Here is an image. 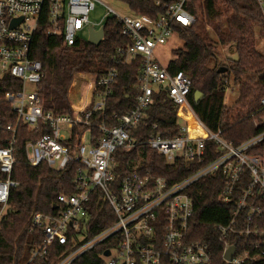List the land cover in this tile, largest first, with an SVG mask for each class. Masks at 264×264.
Here are the masks:
<instances>
[{"label":"built area","instance_id":"1","mask_svg":"<svg viewBox=\"0 0 264 264\" xmlns=\"http://www.w3.org/2000/svg\"><path fill=\"white\" fill-rule=\"evenodd\" d=\"M123 1L129 14L119 16L102 3L108 8L106 17L93 23L90 14L96 0H0V77L7 73L21 83L20 91L4 94L16 123L3 128L12 135L0 147V172L4 175L0 179V216L7 208L9 189L18 184L10 178L17 125L21 122L33 129L42 122L49 132L25 143L27 165L46 163L52 169L63 170L75 162L79 168L73 179L75 192L58 194L55 212L31 215L28 231H39L43 239L32 249L28 262L43 258L57 243L67 247L55 264H81L79 259L92 252L95 254L88 257V264H212L209 245L193 239L195 209L189 188L216 171L222 179L217 201L234 206L228 223L213 226L223 243L222 260L226 264H244L264 257V149L258 151L264 147V94L259 100L261 115L252 121L254 128L262 130L237 145L225 140L219 131L213 132L202 122L190 104L191 78L182 71H171L169 61L164 64L160 57L168 41L178 38L174 26L194 22L187 8L190 0H143L148 3L144 6L147 12L135 11L130 0ZM253 1L264 25V0ZM43 13L47 34L61 35L68 47L80 41L83 30L88 35L90 27H103L105 19L112 18L120 27L123 43L115 47L111 65L95 77L80 110L71 108V114L44 111L36 91L43 71L30 50ZM119 65L139 68L134 106L121 115L113 114L112 125L93 124L90 118L104 108ZM26 84L33 86L32 91H25ZM160 91L177 108L178 127L173 136H166L156 123L145 120L153 95ZM78 125L85 129L71 145L72 129ZM209 142L215 144L219 155L205 162ZM142 147L175 169L185 166L189 174L179 180L156 174L160 166H148L146 151L138 150ZM133 149L135 158L127 170L120 172L121 161L115 153ZM94 191L109 207L114 220L91 233L88 202ZM232 235L240 238V250L230 242ZM230 246L234 251L225 260L224 252Z\"/></svg>","mask_w":264,"mask_h":264},{"label":"trees","instance_id":"2","mask_svg":"<svg viewBox=\"0 0 264 264\" xmlns=\"http://www.w3.org/2000/svg\"><path fill=\"white\" fill-rule=\"evenodd\" d=\"M130 3L135 11L141 9L147 12L144 9L148 5L146 1L130 0ZM187 8L194 16V22L189 26H174L183 46L171 51L168 68L182 71L191 78L188 100L202 122L213 132L219 131L225 140L237 145L262 130V127L254 128L252 125L253 119L261 115L259 100L264 94V53L255 48L254 38L257 32L264 37L258 6L253 0H190ZM47 26V18L43 13L33 34L30 50V56L40 61L43 71L41 81L35 85L36 91L44 111L54 115L71 114L69 91L76 75H102L111 65L110 57L115 47L123 43L119 36L120 27L117 21L108 18L103 24L104 37L97 45L76 41L68 47L61 35H48ZM224 45H233L235 51V57L227 58L226 63L218 58L219 47ZM223 67L226 70L218 72ZM138 70L137 65L117 66L118 74L111 86V93L104 108L92 115L91 123L112 125L115 123L111 118L113 114L121 115L134 106ZM228 79L239 89L237 99L230 107L224 104ZM20 90L21 83L9 74L0 77V147L5 146L12 135L3 128L16 123V116L10 103L4 99V94ZM195 91L201 93L197 102L193 98ZM145 120L156 123L166 136L176 134L177 108L164 91L153 95L146 109ZM84 129V125L73 127L71 145L77 142ZM92 131L97 136V129L93 128ZM48 132L49 128L42 122L33 129L21 122L17 125L10 178L18 184L9 189L7 208L0 216V264H55L59 253L67 247L54 243L43 258H33L28 262L32 249L39 246L43 239L39 231H28L31 215L36 212H55L57 195L75 192L73 179L79 168L75 162H70L63 170L52 169L46 163L27 165L25 143L33 142ZM263 149L259 148L258 151ZM138 150L146 151L149 167L156 164L160 166L156 174L169 175L172 180L182 179L189 174L190 170L185 166L175 169L174 165L167 164L161 156L145 147ZM207 154L205 162L219 155L212 142L207 143ZM135 156V149L117 151L115 157L121 161L119 171L127 170L130 160ZM3 177L0 172V179ZM221 187L220 172L216 171L189 188L195 209L191 225L193 239L209 245L212 264H226L221 256L223 243L219 241L213 226L228 223L234 211L232 204L217 201ZM98 196V192L94 191L88 202L91 233L105 228L114 220L109 207ZM230 240L240 250V238L236 239L232 235ZM93 254H85L79 262L88 264L86 260ZM244 264H264V257Z\"/></svg>","mask_w":264,"mask_h":264},{"label":"rangeland","instance_id":"3","mask_svg":"<svg viewBox=\"0 0 264 264\" xmlns=\"http://www.w3.org/2000/svg\"><path fill=\"white\" fill-rule=\"evenodd\" d=\"M102 3L105 4L107 7H109L113 11V13H116L119 16H125L129 14L127 4L123 0H96L95 9L90 14V20L93 23H98L101 19H104L106 17L108 8H106ZM106 20L107 19H105V21ZM254 38H255V48L261 53L264 52V37H261L257 32L254 35ZM79 39L82 44L88 40V35L86 30H83L80 33ZM182 46L183 43L179 38L173 37L172 39H170L161 51L160 57L162 62L166 64L171 59V54H172L171 51L175 49H181ZM234 57H235V51L233 45H226V46L224 45L219 47V57H218L219 61H221L222 63H226L227 58H234ZM95 77L96 75L91 73H81L76 75V78L73 81L69 91L72 110L74 108V102L76 101V99H74L72 96L74 95V97L77 96L78 98L80 96L82 97L83 95H85L87 89L90 88V86L93 84ZM227 87L228 89L226 90L224 96V104L230 107L237 99L239 89L238 87H236V85L234 86L232 84L231 79L227 80ZM32 89H33L32 85L30 84L25 85V91L27 93L32 91ZM85 146L86 147L89 146L87 140L85 142Z\"/></svg>","mask_w":264,"mask_h":264},{"label":"water","instance_id":"4","mask_svg":"<svg viewBox=\"0 0 264 264\" xmlns=\"http://www.w3.org/2000/svg\"><path fill=\"white\" fill-rule=\"evenodd\" d=\"M20 20H21V18L11 21L10 26H14L15 22L20 21ZM103 34H104L103 27H99L97 30H94L92 27H90L88 29V40L87 41L91 45H97L101 41ZM225 70H226V68L223 67V68L219 69L218 72H224ZM200 96H201V93H199L198 91H195L193 93L194 101L197 102L199 100ZM233 251H234V246L228 247L227 250L224 252L223 258L225 260H228ZM105 254L108 255V251H106Z\"/></svg>","mask_w":264,"mask_h":264},{"label":"bare ground","instance_id":"5","mask_svg":"<svg viewBox=\"0 0 264 264\" xmlns=\"http://www.w3.org/2000/svg\"><path fill=\"white\" fill-rule=\"evenodd\" d=\"M91 87H92V85L90 86V88L87 89V92H88V93L86 94V96H84L83 98H81V99L79 100V102H78L77 105H74V109H75L76 112L80 110L82 104L85 102V99L88 97V94H89V92H90Z\"/></svg>","mask_w":264,"mask_h":264},{"label":"crops","instance_id":"6","mask_svg":"<svg viewBox=\"0 0 264 264\" xmlns=\"http://www.w3.org/2000/svg\"><path fill=\"white\" fill-rule=\"evenodd\" d=\"M88 92L86 91V93H85V95H83L82 97L80 96V97H78L77 98V96L76 97H74V95L72 96L74 99H76V101L74 102V105H77L78 104V102H79V100L81 99V98H83L84 96H86V94H87ZM70 96V95H69ZM87 99V98H86ZM85 99V100H86Z\"/></svg>","mask_w":264,"mask_h":264}]
</instances>
